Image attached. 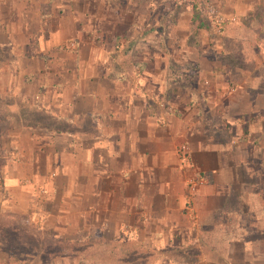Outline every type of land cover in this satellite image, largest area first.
I'll return each instance as SVG.
<instances>
[{"label": "crops", "instance_id": "obj_1", "mask_svg": "<svg viewBox=\"0 0 264 264\" xmlns=\"http://www.w3.org/2000/svg\"><path fill=\"white\" fill-rule=\"evenodd\" d=\"M222 1L228 9L224 16L232 21L252 5ZM47 2L50 13L37 25V43L27 49L21 39L16 55L29 80L0 86L4 95L20 100V107L46 119H20L11 133L12 152L23 155V150L28 159L2 161L6 194L1 206L10 202L9 209L14 203L25 210L27 190L9 193L7 185H15L20 175L27 184L29 175L36 176L46 183L37 192L46 197V207L33 212L42 219L74 221L87 235L141 236L144 249L159 251L164 263H170L169 253L181 259L190 253L189 264H264V179L259 174L264 144L257 141L264 138L258 99L264 92L258 91V76L242 70L240 82L227 89L238 88L239 95L230 99L214 103L195 90L186 96L185 87L168 80V69L145 65L151 55H140L144 64L127 71L116 66L113 52L120 35L103 28H112V19L87 22L74 16L68 1ZM42 4L24 2L14 12L15 22L0 10V47L14 40L12 26L27 31L25 15ZM218 104L222 108L214 109ZM215 130L226 139L217 141ZM182 143L188 146L186 164L178 152ZM20 164L27 165V173L19 172ZM40 170L48 172L38 178ZM200 172L209 179L190 193L186 181Z\"/></svg>", "mask_w": 264, "mask_h": 264}, {"label": "rangeland", "instance_id": "obj_2", "mask_svg": "<svg viewBox=\"0 0 264 264\" xmlns=\"http://www.w3.org/2000/svg\"><path fill=\"white\" fill-rule=\"evenodd\" d=\"M47 1H0V10L3 16L7 21L13 22H15L14 12L20 11L24 2H33L35 5L40 2L44 4L34 11H28L25 15V19L28 21L27 31L20 32L19 27L12 26L11 32L14 40L9 42L7 47H0V86L21 84L29 80L23 74L22 59L17 58L16 55L21 49V39L28 46L27 49H30L32 43L36 42L35 39L38 38L35 31L37 25L39 26V21L50 13ZM63 1L72 4L74 16H80L87 22L89 19L94 21L96 18L112 19V28L109 24H105L103 28L111 29V32L120 35L119 39L116 38L115 41L113 61L124 71L133 69L134 64L143 65L140 58L147 54L152 57L151 61L145 65L160 68L161 72L168 69L166 77L170 82L176 83L175 86L185 87L186 96L191 90H195L196 93L203 92L207 97L210 96L214 103L218 100L238 96V88L233 91L227 89L240 82L242 70L249 71L252 76H258V91L264 92V48L262 46L264 27L262 29L258 26L263 14L262 0H248L252 2L248 12L242 10L241 12L245 15L237 16L238 18L233 21L224 16L228 9L226 5L223 7L222 0H193L197 3L200 20L204 25L200 29H196L194 23L188 22V17L191 14L189 1L192 0ZM37 11L40 13V17L37 15ZM79 12H82L83 15H80ZM33 24L34 26H32ZM132 54H134L133 58H131ZM184 70H187V73L182 72ZM213 70L217 73L211 75ZM225 72L227 77H224ZM254 95V91L250 92L251 97ZM258 99L264 108V96ZM18 103H20L19 99H14L13 96L8 95V92L4 95V90H0V144L7 143L6 147L0 148V165L2 161H4L3 163L8 161V164H11V161L19 162V159H28V154L23 153L25 151L18 147L22 150L23 155L17 154V152L13 153L14 147L10 145L11 133L18 128L21 122L46 123L43 115L31 114L25 107H20ZM221 108V104L214 107L217 110ZM229 113H234V109L230 108ZM214 114L216 113H206L204 116L208 118ZM20 119L21 122H19ZM262 123L264 127V121ZM215 131L212 135L217 141L226 139L222 131ZM257 141L264 144V138ZM256 143L259 144V142ZM20 144L21 146L25 145L23 141ZM13 164L15 165V163ZM24 165L20 164V173H27V169H25L27 165ZM46 172L48 171H38V178L39 173L44 175ZM237 172L238 176H243L241 171L240 175L239 171ZM3 174L4 170L0 169V264H84L82 261H78L79 258H82L80 253L73 259L69 257L46 258L45 260L38 258L37 252L40 246L49 242L52 236L59 237L63 243L65 241L72 243L76 239H80L82 241L80 246L83 249L87 248L85 250V262L87 263L96 264L107 261L113 264L126 262L136 264L137 260L142 257L143 264H173L172 262H162L158 255L159 251L152 250V248L148 250L151 253L145 252L138 257L134 253L133 247L140 245L144 249L141 236L116 239L109 238L101 234L102 232L87 235L77 231L74 221L72 224L71 221L68 222L67 225L56 224L52 219L46 220L36 216L33 213L34 210L39 212L40 208L46 207V201H44L46 197L38 194V188L46 187V183H40V179L37 180L36 176L29 175V184H27L25 179H22L23 175H20L15 184L17 190L14 188L15 185H7L10 187L7 189L9 193L16 194L21 188L27 190L24 192L25 210L13 207L14 203L9 209L10 202H7L6 206H1V201L4 200L6 194L2 180ZM259 174L264 179V169ZM20 196L22 197L21 194ZM247 221L250 222V219L248 218ZM249 236L256 239L261 235L251 233ZM138 240L141 241L138 242ZM169 256L172 259L175 258L174 253H169Z\"/></svg>", "mask_w": 264, "mask_h": 264}, {"label": "trees", "instance_id": "obj_3", "mask_svg": "<svg viewBox=\"0 0 264 264\" xmlns=\"http://www.w3.org/2000/svg\"><path fill=\"white\" fill-rule=\"evenodd\" d=\"M262 1H263V14L261 16L260 23L258 26L262 27V29H263V27H264V0H262ZM189 6L191 9L190 22L195 24L194 26L196 29H200V28L204 27V25L201 23V20H200V15L198 13L197 3L194 2L193 0L189 1ZM197 176H205L207 179H209L208 173H201L200 172V173H197ZM113 241H114V239H113ZM81 243H82V241L80 239H76L72 243H68L67 241H65L63 243L59 237L52 236L49 239V242L40 246V248L37 252L38 258L45 260L46 258L51 259L54 257L55 258L56 257H69V258L73 259L74 257L79 256V253H80L83 259L79 258L78 261H82V263H84V264H95L92 262H90V263L85 262V257H86L85 250H87V248L83 249L80 246ZM133 251L138 257H140V255L142 253H145V252L151 253L148 250L142 249L140 247V245L134 246ZM176 256L178 257L176 260H174L172 258L167 259V260H170V262L175 263V264H186V263L189 264V263H191V262H189L190 253L186 254L184 256V258H182V259L180 257L181 255H179V253H177V255L174 254V257H176ZM179 257H180V259H179ZM186 259H188V261ZM180 260H183V261H180ZM137 261L138 262L136 264H143L144 263V260L142 257L139 258ZM183 262H185V263H183ZM96 264H113V263L107 262V261H102V262L96 263ZM124 264H128V262H126Z\"/></svg>", "mask_w": 264, "mask_h": 264}, {"label": "built area", "instance_id": "obj_4", "mask_svg": "<svg viewBox=\"0 0 264 264\" xmlns=\"http://www.w3.org/2000/svg\"><path fill=\"white\" fill-rule=\"evenodd\" d=\"M178 152L180 154V160L182 163H187L188 161V146L185 143H182L178 147ZM206 182L205 176H194L186 181V185L188 188V191L191 193L193 192L198 185H201Z\"/></svg>", "mask_w": 264, "mask_h": 264}]
</instances>
